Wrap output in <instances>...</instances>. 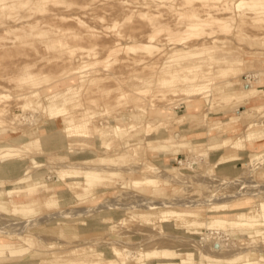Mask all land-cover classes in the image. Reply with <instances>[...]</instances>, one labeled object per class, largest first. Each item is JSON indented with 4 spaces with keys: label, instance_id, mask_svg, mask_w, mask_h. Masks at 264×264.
I'll list each match as a JSON object with an SVG mask.
<instances>
[{
    "label": "rangeland",
    "instance_id": "1",
    "mask_svg": "<svg viewBox=\"0 0 264 264\" xmlns=\"http://www.w3.org/2000/svg\"><path fill=\"white\" fill-rule=\"evenodd\" d=\"M109 23L110 26L115 24L116 27L112 26L106 35L124 33L121 19L110 20ZM164 34L166 33H162V38H165ZM212 38H215L216 42L211 43ZM204 41L207 47L203 49L206 50L202 51L200 47L196 50L192 47ZM124 42L123 47L135 43L131 39ZM164 44L165 50L169 52L187 48L195 50L193 55L179 65L205 63L203 73L209 71L210 74L208 72L209 78L201 82L210 83L207 93L189 95L180 90L176 93H166L162 100L153 97L154 94L164 95L162 91L164 89H158L157 80L163 75L164 68L173 64L167 63L169 61L165 59L158 60L159 53L155 52L147 64L123 71L122 84L128 86V89L143 86L146 79L151 81V94L144 100L133 92L117 101L118 83L105 79L88 85L84 96L79 99L86 108L90 107L97 113L91 120V125L99 126V130H102L104 125H109L115 115L121 112L134 115L140 112L138 110L141 108L140 102L146 104L149 113L136 118L137 127L131 129L122 139L126 141L125 139L130 137L134 139L131 144H138L137 150L144 156L137 157L136 161L130 149L137 148V145L131 148L127 145L128 147L123 149L124 142H119L120 140L115 137L108 142L100 143L93 140V143L74 145L79 153L76 156L70 155L67 145L56 149L45 141L43 145L33 144L30 152L26 153V145L34 138H39L34 137L37 134H29L32 131L30 116L36 113V110L29 108L20 111L17 110L19 108H16L14 99L3 100L2 105L16 112L18 114L16 121H20L22 125H11L12 128L5 129L7 132L12 129L11 132L20 133L12 135L8 132L9 136L0 143V146L20 147L27 158L36 157L39 166L29 172H44L41 177L46 179L45 184L60 186L62 193L58 190L60 194L52 205L47 206V201H43L40 211L29 216L14 212L9 204V195L4 193L0 196V232L22 231L23 237L27 240L24 245L17 238L0 237V242H9L14 246L24 245L20 248L18 256L10 257L8 252L4 251L0 253V264H46L42 262L45 259L55 261L54 264H62L78 257L73 252L75 250H81L79 253L86 256L96 253L100 248H105L108 252L112 247L131 251L133 255L130 260L134 262L137 252L140 251L151 252L162 248L185 250L190 245H197L196 242L199 241L208 245L219 241L225 244L232 254L247 251L249 258H258L259 249L264 245L263 236L254 233L231 236L228 232L231 229L229 222L233 214L245 211L250 205L258 204L255 197H252L251 204H244L245 197L237 194L236 189L241 187L242 178L259 182L261 184L259 188L264 191V179L257 178L258 174L255 173L249 177L251 164L243 167L240 165L242 159H248V155L259 152L255 150V146H247L244 134L245 128L254 124V121L264 122V112L262 114L256 112L258 108H264V29L252 23L238 26L234 21L230 30L218 31L214 37L204 34L193 37L180 46H167V41ZM100 47L103 48V45H98V48ZM134 55L137 54L124 49L119 53V58ZM12 58L5 59L2 63L0 58V84L9 92H13L14 87L5 78L13 76H10L12 73L7 75L5 71L17 66V63H13L18 57ZM18 60L20 61V58ZM115 67H119V64L115 63ZM43 68L48 70L47 66ZM219 73L221 74L218 75ZM260 73L262 75L260 78L253 77L254 74ZM251 74L252 76H249ZM228 81L241 82L239 88H243V84L249 81L250 85L257 87L249 88L247 99H239L231 95L230 89L227 91L229 94L219 91L218 85L226 84ZM257 81L261 82L259 86L256 84ZM178 85L181 87L182 84ZM104 87L111 88L110 92L104 93ZM63 90L64 88H61L54 93ZM205 96L212 99L211 105L204 102ZM49 97L44 95L34 101L46 102ZM196 99L202 100L198 110L192 106ZM69 106H72V103ZM46 119L49 120V124L61 128L62 117L53 118L46 115ZM150 122L155 127L150 133L156 137L164 139L173 132H181L188 138L180 140L196 139L205 141L207 145L175 146L170 153L146 151L144 145L146 143L141 137L145 134L146 124ZM113 124L125 123L117 121ZM3 126L0 125V133L4 131ZM208 127L214 130L206 136L205 131ZM176 141L180 142L178 139ZM234 153L237 157H230ZM162 161L170 163V166L160 175L145 173L139 168L144 162L161 166ZM70 166L83 168V172H92L97 178L91 185L84 184V178H81L82 185L72 189L69 185L61 183L57 174L60 171L72 170ZM240 177L242 180L238 179ZM148 180L157 182L148 183ZM17 181L16 177L0 170V186L3 189L13 186ZM135 182L141 184L136 185ZM177 201L202 210L199 219L203 225L198 228L200 233L198 237L188 238V231L178 230L173 223L170 227L164 225L160 212L169 210L172 207L170 204ZM216 207H220L218 212H212ZM59 214L62 217L56 216ZM48 215L56 217L51 221H41V218ZM216 218L224 219L225 226L204 225ZM172 220L173 218L169 219ZM29 221H32L30 225L27 224ZM261 228L264 229V226L248 230ZM191 230L196 231L195 228ZM176 236L184 237L179 239ZM41 240H45L48 245L41 244ZM161 257L162 255H156L149 260L155 263ZM195 257H198V254ZM203 258V264H206L207 260L204 256ZM180 260L181 258L178 261Z\"/></svg>",
    "mask_w": 264,
    "mask_h": 264
},
{
    "label": "bare ground",
    "instance_id": "2",
    "mask_svg": "<svg viewBox=\"0 0 264 264\" xmlns=\"http://www.w3.org/2000/svg\"><path fill=\"white\" fill-rule=\"evenodd\" d=\"M118 19L123 21L124 33L106 35L107 30H111L113 26H110L109 21ZM234 21L238 26L252 23L264 29V0H0L1 63L8 58H20V61L17 58L13 63H17L14 69L5 71L7 75L12 73L10 76L13 77H6L5 80L13 84V92L3 89L0 84V125H4V131L0 133V143H3L9 136L8 132L12 131L9 129L7 132L5 129L12 128L11 125H22L20 121H16L18 114L8 106L2 105L3 100L12 98L16 108H19L17 110L29 108L36 110V113L30 116L32 131L29 134H37L34 137L39 138H34L31 140L33 142L30 141L26 145V153L30 152L33 144L43 145L45 141L56 149L67 145L70 155L76 156L79 153L74 145L93 143V140L100 143L108 142L115 137L120 140L119 142H124L123 149L137 145V148L130 149V153L135 157V161L137 157L142 158L144 154L141 155L137 150L138 144H131L134 139L130 137L125 139L126 141L122 139L130 133L131 129L137 127L136 118L149 113L142 100L151 94V81L146 79L143 86L128 89V86L122 84L123 71L140 64H147L151 60V55L157 52L158 60L165 59L169 61L167 63L173 64L164 68L163 75L157 80L158 89H164L162 90L164 95L155 96L154 94L153 97L162 100L166 93H176L180 90L189 95L205 94L210 86L209 82H201L209 78L207 77L209 71L203 73L205 63L179 65L193 55L195 50L187 48L169 52L165 50L164 42H168L167 46H180L189 39L204 34L214 37L218 31L230 30L231 23ZM113 27L116 25L114 24ZM163 32L166 33L165 38H162ZM130 39L135 43L126 44L123 47L124 41ZM214 42L216 39L212 38L211 43ZM100 44L103 48H98ZM192 47L196 50L200 47L199 49L204 51L206 49L203 48L207 47V43L204 41ZM124 49L137 55L119 58V53ZM115 63L119 64V67L114 68ZM45 66L48 70L43 68ZM261 76L260 73L254 74L253 77ZM100 79L118 83L119 87H115L119 91L117 101L124 99L128 93L134 92L140 96L142 99L139 105L141 108L138 109L140 112L134 115L121 112L112 118L109 125H104L102 130L95 125L93 128L91 120L97 113L90 107L86 108L79 99L84 96L88 85L96 84ZM179 83L182 84L181 87ZM240 84L241 82L238 81H228L226 84H219L218 88L223 94H229L227 91L230 89L232 96L245 100L250 93L249 88L257 87L250 85V81L244 83L243 88H239ZM256 84L259 86L261 82L257 81ZM122 86L127 89L125 90ZM61 88H64L62 92L54 93ZM110 90L111 88L104 87L103 92L109 93ZM44 95L50 96L46 102L34 101ZM201 101L196 99L192 106L198 110ZM204 102L211 105L212 99L205 96ZM70 103L72 106H69ZM256 112L262 114L264 108L260 107ZM46 115L53 118L62 117L61 128L52 123L49 124ZM117 121L125 124H113ZM256 121L245 128L244 140L247 146H255V150L259 152L248 155V159H242L240 165L243 167V165L251 164V169H248L249 177L255 173L258 174L257 178L264 179V122ZM154 128L151 122L146 124L145 134L141 137L146 143L144 144L146 151L170 153L175 146L207 145L205 141H196V139L182 141L180 139L188 138V136L182 135L181 132H173L171 136L162 139L150 133ZM213 130L212 127H208L205 135L209 136ZM11 133L18 135L20 131ZM198 135L195 134V136ZM41 137L46 138L41 139ZM177 139L180 142L177 143ZM24 153L20 147L0 146V170L6 171L18 180L7 189L0 186V196L4 193L9 195V204L14 212L29 216L37 214L46 201L47 206L52 205L60 194L61 187L45 184L46 179L41 177L44 172L30 173L31 169L39 166V162L36 157L27 158L23 155ZM230 157L237 156L234 153ZM28 163L29 166H27ZM169 166L170 163L166 161H162L161 166L144 162L139 168L145 173L160 175ZM70 169L72 170L60 171L57 174L61 183L69 185L72 189L82 185L81 178H84V184L88 185L97 178V175L92 172H83V168L70 166ZM241 177L238 179L240 180ZM242 179L241 187L236 189L237 194L245 197L244 204H251L252 197L257 198L258 204L250 205L245 211L233 214L230 218L231 229L228 233L231 236L254 233L264 238L263 228L248 230L264 226V191L259 188L261 186L259 182ZM156 182L148 180V183L156 184ZM135 184L141 183L135 182ZM187 205L178 201L171 203L172 207L161 211L160 215L165 226L170 227L173 223L178 230L188 231V238H195L200 234L198 228L203 225L199 219L202 210ZM219 209L220 207H216L212 212H218ZM56 216L62 217L60 214ZM55 217L48 215L41 218V221H51ZM172 218L173 220L169 221ZM31 222L27 224L30 225ZM204 225L225 226V221L216 218ZM193 228L196 231L191 230ZM21 232L1 231L0 237L17 238L26 245L27 240ZM182 237L184 236H176L179 239ZM41 244L48 245L45 240H41ZM196 244L190 245L185 250L162 248L151 252L140 251L137 252L134 262L130 260L133 255L131 251L117 247H112L108 252L105 248H100L96 250V253L86 256L79 253L81 250H75L73 252L78 257L62 264H203V256L207 260L206 264H264V245L259 249L258 258L252 259L248 257L247 251L232 254V251L227 250V246L219 241H214L211 245L200 243V241ZM24 245L14 246L9 242H0V253L4 251L8 252L10 257L18 256L21 252L20 248ZM197 254L198 257H195ZM156 255H162V257L155 263L151 262L150 257ZM179 258H181L180 261H178ZM42 262L54 264L55 261L45 259Z\"/></svg>",
    "mask_w": 264,
    "mask_h": 264
}]
</instances>
